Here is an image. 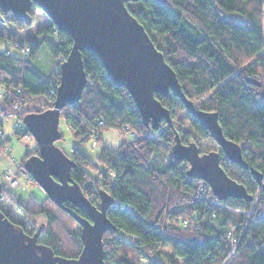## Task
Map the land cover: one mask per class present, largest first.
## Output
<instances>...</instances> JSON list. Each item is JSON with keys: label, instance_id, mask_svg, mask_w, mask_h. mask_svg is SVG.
Here are the masks:
<instances>
[{"label": "trees", "instance_id": "trees-1", "mask_svg": "<svg viewBox=\"0 0 264 264\" xmlns=\"http://www.w3.org/2000/svg\"><path fill=\"white\" fill-rule=\"evenodd\" d=\"M126 6L164 53L186 96L196 103L208 94L197 106L219 113L224 134L241 144L250 166L225 163L223 156L221 164L246 186L257 204L253 206L254 199L221 200L211 192L202 194L197 180L187 174L189 163L173 157L172 145L175 131L183 142L197 144L211 137L209 132L172 91L155 96L174 111L173 118L186 111L189 128L174 121L173 126L167 124L173 132L162 126L147 127L127 88L115 85L99 57L85 49L87 84L81 98L64 107L61 116L81 142L108 128L135 133L134 139L120 141L115 149L101 145L95 158L79 148L69 155L77 164L71 177L87 197L98 204L100 189L114 197L108 209L113 228L103 238L106 264H264L263 188L250 168L258 169L264 181V0H137ZM0 14L2 23L28 27L1 8ZM4 39L21 50L24 42L29 53L21 57L9 48L0 50V88L4 89L0 127L1 115L15 104L25 115L37 103L44 105L36 109L42 111L54 101L59 65L46 75L28 56H35L45 45L57 61L67 57L73 43L51 20L24 40L14 32L7 38L0 33V40ZM248 78L257 79L259 85ZM42 96L47 97L45 103ZM160 151H164L162 158H158ZM38 153L37 147L28 151L21 168L27 157ZM0 210L30 235L41 228L38 241L57 254L79 255V223L48 196L40 200L30 195L23 200L3 184Z\"/></svg>", "mask_w": 264, "mask_h": 264}, {"label": "water", "instance_id": "water-1", "mask_svg": "<svg viewBox=\"0 0 264 264\" xmlns=\"http://www.w3.org/2000/svg\"><path fill=\"white\" fill-rule=\"evenodd\" d=\"M128 1L137 0H0L4 12L14 14L27 25L33 22L34 5L41 7L58 30L68 33L73 40L66 59L60 64V81L52 106L22 117L39 151L25 159L22 171L30 174L47 196L79 223L82 240L77 257L57 254L52 247L38 241L41 228L30 235L0 210V264H106L103 238L105 232L113 228L108 209L114 197L105 189L99 190L98 204L87 197L71 177L76 162L56 144L62 138V109L76 103L87 84L83 62L85 49L99 57L115 85L127 88L147 127L158 129L162 122L173 126V110L155 96H167L172 91L183 101L187 112L219 144L229 161L244 168L250 166L241 144L224 134L219 113L197 107L186 96L164 53L145 26L128 10ZM3 20L0 14V21ZM248 80L259 85L257 79ZM174 140L173 157L186 160L189 163L187 174L206 181L219 199L234 197L249 202L254 199L246 186L224 169L220 151L201 152L195 141L183 142L178 131H175ZM250 168L262 185L264 200L262 173ZM2 188L0 181V197ZM72 206L83 210L87 216L80 215Z\"/></svg>", "mask_w": 264, "mask_h": 264}, {"label": "rangeland", "instance_id": "rangeland-1", "mask_svg": "<svg viewBox=\"0 0 264 264\" xmlns=\"http://www.w3.org/2000/svg\"><path fill=\"white\" fill-rule=\"evenodd\" d=\"M33 10V22L28 25L27 28L19 29L14 24H6L0 22V33L4 35L5 38L11 32L17 33L18 38H22L23 40L26 36H32L37 34V32L42 28L45 24L49 22L50 17L43 12ZM263 29H264V17H263ZM6 48L10 49V52L14 55L24 57V53L21 49L16 46L10 44L5 39L0 40V50H5ZM29 59L32 60L33 65L38 68L43 74L49 75L53 69L59 65L60 63L57 60H54L53 55L49 51V49L42 45L35 56H28ZM4 97V89L0 88V99ZM208 97V94L197 98L196 106L199 105L204 99ZM42 102L45 103L47 100L46 96H42ZM37 106L32 108V111H37L38 108H43L44 105L37 103ZM52 106V105H51ZM50 106V107H51ZM198 107V106H197ZM174 112V111H173ZM3 124L1 127L0 133V174L1 178L7 177V174L11 173L8 178L15 177L18 180L17 184H8L6 188L16 191L23 200H25L28 196L34 195L38 199L43 200L47 197L45 191L40 187V185L33 179V177L24 173L21 168V162L25 157L28 151H33L36 149L37 143L34 137L30 134L29 131L23 133V135L15 134L16 126L18 122H21V117H23V112L20 110V106L17 109L15 106L12 111H9L8 114L3 113ZM174 124L177 126H181L182 128H189L188 117L186 111L177 112V115L173 118ZM162 128L165 130H170L166 122H162ZM18 130V129H17ZM60 130L62 132V138L56 141V144L59 145L63 151L70 155L73 148H79L90 157L95 158L96 155L100 151L101 145L105 144L113 149L117 148L121 140H132L135 137V133L127 128H108L105 129L102 134V141L95 142V139L92 137L90 140L86 142H81L75 134L74 129L67 123L63 116L60 118ZM8 137V139H5ZM3 138V140H2ZM199 147L201 152H208L211 150L219 151V144L212 138H204L199 139ZM39 152V151H38ZM164 151L159 152L158 158L163 157ZM225 157L224 155H222ZM227 163L228 159H224L223 162ZM10 187H9V186ZM14 185V186H13ZM257 204L256 198L253 200V206Z\"/></svg>", "mask_w": 264, "mask_h": 264}, {"label": "built area", "instance_id": "built-area-1", "mask_svg": "<svg viewBox=\"0 0 264 264\" xmlns=\"http://www.w3.org/2000/svg\"><path fill=\"white\" fill-rule=\"evenodd\" d=\"M36 10H38V11H40V12H43V13H45L44 12V10L41 8V7H39V6H35L34 7ZM46 14V13H45ZM47 15V14H46ZM22 51H23V53L24 54H28L29 53V47H27L26 45H25V43L23 42V44H22ZM66 59V57H64V56H60L59 58H58V61H59V63L61 64L64 60ZM15 106V108L17 107V109L19 108V105L18 104H15L14 105ZM2 117H3V115H1ZM21 120H22V117H21ZM99 124H103V121H99ZM2 127V126H1ZM1 127H0V133H1ZM16 128L18 129V130H23V132H26L27 131V129H26V126H25V124L23 123V121H21V122H18V125L16 126ZM135 135V134H134ZM93 138L95 139V142H101L102 141V134L98 131V132H95V134L93 135ZM122 141V140H121ZM103 145H105V144H103ZM226 158V157H225ZM227 159V158H226ZM11 173H9V174H7V177H2L1 179H2V182H3V184L5 185V184H8V181H9V183L11 184H17L18 183V180L15 178V177H10V178H8V176L10 175ZM193 178V177H192ZM196 180H197V183H198V186H199V190H200V192L203 194V193H208V192H211V193H213V190H212V188L210 187V185L206 182V181H204V180H201V179H198V178H195ZM13 185V186H14ZM6 186V185H5ZM9 186V185H8ZM10 187V186H9ZM12 188H14L15 189V187H10V189H12ZM214 194V193H213ZM215 195V194H214ZM215 202H218V201H215Z\"/></svg>", "mask_w": 264, "mask_h": 264}, {"label": "flooded vegetation", "instance_id": "flooded-vegetation-1", "mask_svg": "<svg viewBox=\"0 0 264 264\" xmlns=\"http://www.w3.org/2000/svg\"><path fill=\"white\" fill-rule=\"evenodd\" d=\"M219 151H220L221 153H223L222 150H221V148H219ZM221 161H222V160H221Z\"/></svg>", "mask_w": 264, "mask_h": 264}, {"label": "crops", "instance_id": "crops-1", "mask_svg": "<svg viewBox=\"0 0 264 264\" xmlns=\"http://www.w3.org/2000/svg\"><path fill=\"white\" fill-rule=\"evenodd\" d=\"M29 37V36H26V38Z\"/></svg>", "mask_w": 264, "mask_h": 264}, {"label": "bare ground", "instance_id": "bare-ground-1", "mask_svg": "<svg viewBox=\"0 0 264 264\" xmlns=\"http://www.w3.org/2000/svg\"><path fill=\"white\" fill-rule=\"evenodd\" d=\"M264 182V181H263Z\"/></svg>", "mask_w": 264, "mask_h": 264}]
</instances>
